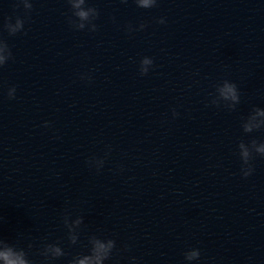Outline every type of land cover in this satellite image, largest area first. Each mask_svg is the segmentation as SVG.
Returning <instances> with one entry per match:
<instances>
[{"label":"water","instance_id":"95a60500","mask_svg":"<svg viewBox=\"0 0 264 264\" xmlns=\"http://www.w3.org/2000/svg\"><path fill=\"white\" fill-rule=\"evenodd\" d=\"M72 3L0 0V247L45 264L59 241L67 264L96 234L107 264H264V154L239 149L264 141L243 128L264 108V0H84L86 21Z\"/></svg>","mask_w":264,"mask_h":264},{"label":"clouds","instance_id":"9594fccd","mask_svg":"<svg viewBox=\"0 0 264 264\" xmlns=\"http://www.w3.org/2000/svg\"><path fill=\"white\" fill-rule=\"evenodd\" d=\"M127 2V0H123ZM156 0H136V4L140 8L149 9L155 4ZM84 0H73L72 7L74 9V15L79 17L81 21H86L90 16H98L99 13L93 8H84L82 5ZM158 23L164 24L166 20L164 17H160ZM19 21L17 22V27H19ZM81 28L84 24L79 25ZM145 24L141 23L139 29H143ZM15 30V29H14ZM93 30H95V25H93ZM133 29H130V31ZM5 52L4 48H0V64H3L8 58L7 55L3 54ZM153 62L148 57L142 58L141 61V74H147L148 65ZM81 79L91 80L90 76H81ZM219 95L225 101L232 102V106L239 102L240 90L237 84L233 81H224L219 88ZM8 98L14 99L16 96L15 87L11 88L7 93ZM175 114V110L173 109ZM44 126H50L48 121L44 122ZM264 127V108H255L249 116L245 119L243 123V128L245 132H252L253 130H259ZM240 154L243 157L244 163H248L250 156V150L254 149L257 153L264 154V141L257 142L256 140L251 141V146L241 141L239 144ZM254 168L248 165L242 170V176L248 177L252 174ZM63 224L67 230V240L71 245H76L80 240L81 231L85 225V219L82 215H72L66 214L63 218ZM33 245L29 243L28 247L31 248ZM116 248V241L113 238L101 237L96 234H90L88 236V246L87 250L83 252H78L74 254L71 259L67 261V264H107L110 261L113 250ZM40 255L43 257L45 264H52V262L59 260L62 257L68 255L65 248L59 241H48L42 244L39 249ZM188 260L200 259V251L192 250L186 254ZM135 260V257H131ZM0 264H30V260L24 249H15L14 247L4 244L0 247Z\"/></svg>","mask_w":264,"mask_h":264}]
</instances>
